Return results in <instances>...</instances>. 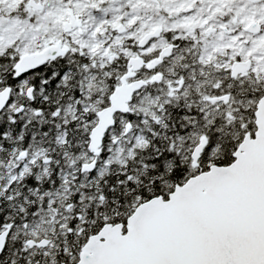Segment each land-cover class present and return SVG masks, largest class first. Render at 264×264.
Segmentation results:
<instances>
[{"label": "snow or ice", "instance_id": "obj_1", "mask_svg": "<svg viewBox=\"0 0 264 264\" xmlns=\"http://www.w3.org/2000/svg\"><path fill=\"white\" fill-rule=\"evenodd\" d=\"M0 264H264V0H0Z\"/></svg>", "mask_w": 264, "mask_h": 264}]
</instances>
